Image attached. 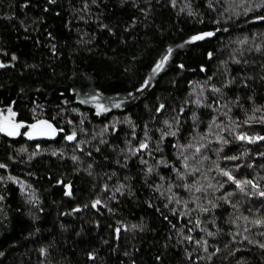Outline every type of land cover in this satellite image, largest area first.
I'll use <instances>...</instances> for the list:
<instances>
[{
	"label": "snow or ice",
	"instance_id": "1",
	"mask_svg": "<svg viewBox=\"0 0 264 264\" xmlns=\"http://www.w3.org/2000/svg\"><path fill=\"white\" fill-rule=\"evenodd\" d=\"M178 2L203 24L193 0H0V228L13 212L27 218L23 243L0 258L31 245L19 264H144L157 229L133 205L164 229L147 241L152 264H264V34L227 55L231 41L211 45L234 16L264 23V0L230 3L231 15L187 33L165 27ZM45 156L56 159L40 169ZM50 190L60 199L48 204Z\"/></svg>",
	"mask_w": 264,
	"mask_h": 264
},
{
	"label": "trees",
	"instance_id": "2",
	"mask_svg": "<svg viewBox=\"0 0 264 264\" xmlns=\"http://www.w3.org/2000/svg\"><path fill=\"white\" fill-rule=\"evenodd\" d=\"M194 7L196 10L197 16L200 15V13H204V16L202 17L203 19V24L198 23L195 19L188 18L186 13H179V8L182 7V3L178 2L177 9L175 10H164L162 15L165 19L168 20V24L165 25L166 28H168L170 25H175L177 29H182L184 33H187L191 31L193 28L196 29H202L205 27H212L213 25L211 24V19L217 18L221 13L223 15H231L233 9L228 8V5L231 3L235 5L238 3V0H217L216 2V11H210L206 4L203 3V0H193ZM111 7V5H109ZM224 8H228L227 12H224ZM6 10V9H5ZM31 11V10H29ZM177 13H179L177 15ZM264 14V13H261ZM117 16L120 15V13H116ZM125 16L128 15L127 11L124 13ZM221 20H223V16L220 17ZM48 24H55V26L60 29L61 28V20L60 19H49ZM216 27H224L228 26L230 28V31L228 33H218L217 38L211 42V45L216 46L217 48L220 47L221 41L223 42L224 45H229V42L231 41L232 43L229 45V48L225 50V55H227V51H230L232 48L237 47L236 41L239 39H242L245 35H250L253 32L256 33H261L264 34V23L260 21H245L244 17H233V20L229 22L228 25H224L221 23L220 25H215ZM0 35H5V33H0ZM36 33H33V36H35ZM171 36L176 39L177 42H179V39L181 37V32L180 31H173L171 32ZM10 39L13 40L14 47L12 48L13 51H17L18 53H22L24 55H31L35 54L37 59L40 58L41 52H43V49L40 51H35L32 42L29 40L25 42L22 38L17 40L15 37H9ZM63 38V37H61ZM106 35H102L99 37L101 43L106 39ZM43 39V37H41ZM251 40H249V44H251ZM260 42V41H258ZM24 57L22 56V59ZM215 61L212 62V65L210 67L215 65ZM70 65V61H69ZM195 67V65H193ZM202 74L195 73V74H188L189 79H199L201 78ZM182 95L183 93H179ZM173 95H177V93L173 92ZM52 102H55L54 97H50ZM143 106L141 105L139 108H133L132 112L133 113H141L142 112ZM99 122V118H97V123ZM20 141L21 144L25 143L26 138H16ZM56 158H51L45 156L43 161H41L37 167L42 169L46 166V164L51 163V161L55 160ZM62 162H58L56 165L57 168L60 170H64L63 167L61 166ZM68 169V178L73 179L75 181V184L77 187L84 189L85 191L87 190V186L84 184V182L78 178L77 176H74L71 173V162L69 161L68 165L66 166ZM23 168L24 171L21 172L20 169ZM29 171L28 168H24L23 165H16L14 168V174H17L21 177V179H28L27 177V172ZM33 180L36 178L33 177ZM41 184H43L45 187H47L46 181H41ZM78 196H81V193H77ZM60 199V194L59 192H52L51 190L49 191L47 197H46V202L48 204H51L53 200H59ZM10 203L13 205V208L15 207V197L13 198ZM47 211L50 212V216L47 217V223L46 227H51L50 221L52 216L56 214V206L52 205L50 208L46 209ZM127 210H130L132 213V216H140V215H145L146 221L149 223V225L153 228L157 229L156 234L149 233L147 234V241H151L154 239V236H158L160 233L164 231L163 226L160 224V221L155 218V216L152 213H147L145 214L142 212L140 209L134 207L133 205H128ZM26 217H20L16 215L14 212L10 214V223L7 224L6 230L3 228H0V249L8 251L9 246H12V240H17L21 244L23 243L20 240V232L21 228L23 227ZM71 219V218H69ZM147 241L144 242L143 247H140L139 242H137V247H140V258L143 259L144 264H152V256L153 252L155 251L154 249L150 248L149 244ZM15 248V246H12ZM28 247L30 248L31 245H26L23 247H19L15 249L14 251L10 252L7 258H0V264H12L13 257L16 258V264H19V261L21 259L26 260L27 256L21 257V253L25 252V248ZM107 252V249L102 251L100 253V258L105 259V253Z\"/></svg>",
	"mask_w": 264,
	"mask_h": 264
}]
</instances>
